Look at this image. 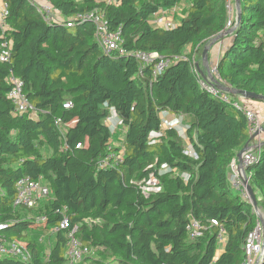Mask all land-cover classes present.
Here are the masks:
<instances>
[{
	"label": "trees",
	"instance_id": "1",
	"mask_svg": "<svg viewBox=\"0 0 264 264\" xmlns=\"http://www.w3.org/2000/svg\"><path fill=\"white\" fill-rule=\"evenodd\" d=\"M4 1L12 53L0 62V241L26 245L32 258L0 256V264H69L67 231L49 232L61 221L60 208L92 250L76 264H245L244 245L258 217L232 190L228 173L250 139L247 117L202 87L193 63L227 27V0H49L76 21L73 27L48 23L32 0ZM241 1L242 21L216 66L228 85L264 95V0ZM95 10L112 30L122 29L128 50L157 51L171 64L154 75L153 65L133 56L105 54L94 23L77 18ZM160 10L181 22L156 25ZM1 34L0 28V47ZM10 71L24 80L37 118L14 113ZM112 108L127 128L124 159L100 168L98 160L118 140L105 122ZM161 112L192 117L190 146L175 127L162 128ZM150 172L162 189L146 198L138 182ZM247 173L264 209V146ZM25 176L42 178L51 190L34 207L14 205ZM191 217L204 226L196 239L186 230ZM221 227L226 243L219 253Z\"/></svg>",
	"mask_w": 264,
	"mask_h": 264
},
{
	"label": "built area",
	"instance_id": "2",
	"mask_svg": "<svg viewBox=\"0 0 264 264\" xmlns=\"http://www.w3.org/2000/svg\"><path fill=\"white\" fill-rule=\"evenodd\" d=\"M110 1V0H109ZM235 0H227V7L230 13V17L227 23V28H233L235 26L236 18L232 15L233 4ZM35 7L42 13L44 19L48 23L60 22L68 27H73L75 25V20L73 18H66L63 16L60 10L54 7L49 0H32ZM175 11V10H173ZM172 12L167 10H160L155 14L152 20L158 26L162 27H173L177 23L170 16ZM9 7L7 2L0 0V28L2 30V42L0 47V62H8L11 59L12 53V41L8 38V31H10L11 26L8 23ZM79 20H90L95 25L96 39L103 49L104 53L112 57L120 56H133L140 61L141 65H153L154 75L162 73L172 62V59L160 54L157 51H143V50H128L124 46V38L122 36V29L118 28L112 30L109 26L103 13L95 10L90 13L78 14ZM197 57L194 55L195 64ZM211 73L215 78L225 86H229L224 82L217 70V66H211ZM10 85V90L8 91V97L14 104L15 114H28L30 117L37 118L39 115L38 110L30 102L27 94L24 91L25 82L24 80L16 75L13 71H10L8 80ZM200 84L202 87L208 89L215 96L223 98L225 101L232 103L235 107L242 109L246 114L248 127H249V137L259 132L258 135L252 138L250 142V148L242 154V160L236 156L231 161L229 165V179L231 187L234 188L238 194H240L246 200L249 199L246 186L243 183L242 176L243 170L253 162L257 161L263 144V133H264V123L261 121L259 115L251 108H249L243 101L244 98L240 96H235L227 92L218 90L212 87L207 81L202 77L200 79ZM243 103L245 105H243ZM64 107L69 109L72 107L71 101L64 103ZM115 116L109 115L106 118V123L113 126ZM56 124L61 125V119H57ZM81 143L77 144V147H82ZM113 146L108 147L106 155L100 158L97 165L100 168H114L117 167L124 159L125 149L123 146L118 147V150ZM187 150L186 153H190ZM162 186L160 180L156 173L150 172L146 178L138 182V190L140 194L146 198L150 197L154 193L160 192ZM51 194L50 187L44 182L42 178L33 179L29 176L20 178L16 184V196L14 205L15 206H26L34 207L42 199L49 197ZM58 212L62 215L61 221L58 225L50 229V233L54 234L61 230L67 231L68 242L66 256L68 258L69 264H76L84 259V257L90 255L92 250L87 245H84L78 238L77 233L79 231V226L75 225L71 227L70 217L66 211V208L58 209ZM39 222H44L45 217H38ZM4 227L0 224V229ZM186 230L188 235L192 239H196L203 235L204 226L202 223L191 217L186 225ZM226 230L221 227L218 233V241L220 244L226 243ZM263 238H262V227L260 222L257 223L255 229L248 234L246 239L244 250H245V264H261L263 258ZM0 256H11L22 261H30L32 258V253L30 249L17 241L2 242L0 241Z\"/></svg>",
	"mask_w": 264,
	"mask_h": 264
},
{
	"label": "water",
	"instance_id": "3",
	"mask_svg": "<svg viewBox=\"0 0 264 264\" xmlns=\"http://www.w3.org/2000/svg\"><path fill=\"white\" fill-rule=\"evenodd\" d=\"M236 2V7H237V15H236V22H235V26L233 28H225L224 31H222L220 34L216 35L215 37H213L212 39H210L209 41H207L202 48L199 51V58H201L202 60H205V66H206V71L207 73H202L200 72V65L201 62L200 60H196L195 61V66L197 71L199 72V74L201 75V77L207 81L212 87L227 92L229 94L235 95V96H240L244 99H248V100H257V101H264V95L260 94V93H255V92H251V91H246V90H241V89H236L232 86H225L223 85L221 82H219L215 76L211 73V64L209 61V53L211 48L224 36L227 34H233L236 30V28L238 27V25L241 23L242 21V1L241 0H235ZM200 47H198L199 49ZM259 132H256L254 135H252L250 137V139L247 141V143L238 151L237 153V157L239 158V160H242V154L244 152H246L249 148H250V142L252 140L253 137H255L256 135H258ZM262 144L264 146V139L262 141ZM242 180L243 183L246 186V190L250 196V198L255 199V195H254V188L251 184V180H250V176L247 173V169L243 170V176H242ZM248 199V201L252 204L253 209L255 211V213L257 214L258 217V222H260L261 227H262V238H263V258L261 261V264H264V213L262 211H260L257 206L253 203V201L251 199ZM261 202H262V198H261ZM264 205V204H263Z\"/></svg>",
	"mask_w": 264,
	"mask_h": 264
},
{
	"label": "crops",
	"instance_id": "4",
	"mask_svg": "<svg viewBox=\"0 0 264 264\" xmlns=\"http://www.w3.org/2000/svg\"><path fill=\"white\" fill-rule=\"evenodd\" d=\"M182 5H187V3L185 2V4ZM233 13L232 15L234 16V18H236L237 15V7H236V2H234L233 4ZM177 15V14H176ZM174 16V13L171 14V17L174 19V21H176V23H180L181 22V17L180 16ZM233 39V34H227L224 35L210 50L209 53V61L211 66H216L218 64L219 59L221 58V55L225 49L226 46H228L231 42V40ZM196 60H200L201 65H200V72L202 73H207L206 71V66H205V60H202L201 58L197 57ZM249 108L253 109L255 112H257V114L259 115L261 121L264 123V101H257V100H248V99H244L243 101ZM252 106V107H251ZM163 115H161L162 117V128H168V127H175L182 135L185 143L190 146V138L187 136V128L189 126V124L193 121V119L190 116L187 115H178V114H171L169 112H165L162 113ZM117 116V115H116ZM121 129L123 130V132L125 133L127 128L125 126H121ZM263 137H264V133H263ZM264 139V138H263ZM123 141H124V135L122 138V141L119 140H113L111 146L113 147H121L123 146ZM124 147V146H123ZM189 150V149H188ZM253 186V185H252ZM254 191H256L259 195L258 198H262L260 193L258 192V190L253 186ZM260 207V211H262L264 213V209ZM50 232V231H49ZM44 235V234H43ZM224 248V247H223ZM222 248V250H223ZM48 249V248H47ZM221 250V251H222ZM219 251V253L221 252Z\"/></svg>",
	"mask_w": 264,
	"mask_h": 264
},
{
	"label": "rangeland",
	"instance_id": "5",
	"mask_svg": "<svg viewBox=\"0 0 264 264\" xmlns=\"http://www.w3.org/2000/svg\"><path fill=\"white\" fill-rule=\"evenodd\" d=\"M180 16V15H179ZM179 24V22L176 24V25H178ZM187 51V50H186ZM196 55V57H199V54H198V51H197V53L195 54ZM243 105H245L244 103H243ZM252 107V106H251ZM162 113H165V112H161L160 113V117H162L161 115H163ZM257 113V112H256ZM111 115H113V116H115V118H114V121H113V126H112V128H113V130H114V136L119 140V141H122V138H123V135H124V132H123V130L121 129V125H120V119H119V117H117L116 116V113H115V110L112 108L111 109ZM191 117V116H190ZM192 118V117H191ZM156 134L155 133H152V135H151V137H154ZM44 153L45 154H47V150L45 149L44 150ZM232 190L234 191V192H236L237 193V191L234 189V188H232ZM263 210V209H262ZM224 245L225 244H220L219 243V251H221L222 250V248L224 247ZM218 251V252H219ZM111 264H117L116 262H112Z\"/></svg>",
	"mask_w": 264,
	"mask_h": 264
},
{
	"label": "bare ground",
	"instance_id": "6",
	"mask_svg": "<svg viewBox=\"0 0 264 264\" xmlns=\"http://www.w3.org/2000/svg\"><path fill=\"white\" fill-rule=\"evenodd\" d=\"M248 195H249V194H248ZM254 195H255V199L250 198V196H249V198L253 201V203H254V204L257 206V208L260 210V206H259V204H258V198H257L255 192H254Z\"/></svg>",
	"mask_w": 264,
	"mask_h": 264
}]
</instances>
